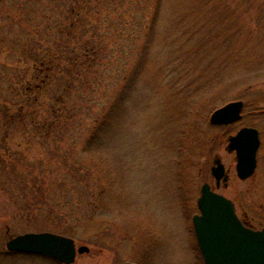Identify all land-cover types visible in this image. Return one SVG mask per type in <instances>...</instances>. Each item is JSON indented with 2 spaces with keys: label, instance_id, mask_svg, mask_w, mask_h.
I'll use <instances>...</instances> for the list:
<instances>
[{
  "label": "rangeland",
  "instance_id": "374dc122",
  "mask_svg": "<svg viewBox=\"0 0 264 264\" xmlns=\"http://www.w3.org/2000/svg\"><path fill=\"white\" fill-rule=\"evenodd\" d=\"M110 1L81 17L72 0H0V264H64L8 250L42 231L90 247L71 264H204L206 182L264 227V0ZM240 99L241 120L210 122ZM244 126L262 143L240 179L227 144Z\"/></svg>",
  "mask_w": 264,
  "mask_h": 264
},
{
  "label": "water",
  "instance_id": "95a60500",
  "mask_svg": "<svg viewBox=\"0 0 264 264\" xmlns=\"http://www.w3.org/2000/svg\"><path fill=\"white\" fill-rule=\"evenodd\" d=\"M243 100L228 102L211 115L214 125H229L242 119ZM261 145L259 129L244 126L228 138V151L236 152V170L240 179L254 175ZM212 174L219 187L228 185L229 169L218 160ZM199 213L193 215L197 243L205 264H264V227L246 225L236 211L235 203L212 189L206 182L197 200ZM7 248L13 252L44 255L71 264L78 253L89 252L88 245L77 246L74 238L50 231L26 232L11 238ZM123 264H137L127 261Z\"/></svg>",
  "mask_w": 264,
  "mask_h": 264
},
{
  "label": "trees",
  "instance_id": "16d2710c",
  "mask_svg": "<svg viewBox=\"0 0 264 264\" xmlns=\"http://www.w3.org/2000/svg\"><path fill=\"white\" fill-rule=\"evenodd\" d=\"M72 1H73V3H72V5H71V7H70V9L68 11H79V14L81 15V17H83V15H85L86 11H103V8L99 7L98 5H91L92 0H72ZM75 1H76V5H78V9H77L76 6L73 5ZM97 1H99V2L105 1V2H108V3L111 2L110 0H97ZM77 14L78 13H76V15ZM79 14H78V16H79ZM72 23H73L74 26H76V22L75 21H73ZM84 48H87V49L83 50L84 53L82 54V56H84V55L87 56V54H90L91 51L93 53L97 52V45L94 46V47L93 46L90 47V45L87 44L86 46H84ZM60 56H61L60 53L58 54V52H57V57H60ZM50 60L51 59H49V61ZM42 61H45V59H43ZM41 66H43L42 63H41ZM49 68L47 70H50ZM42 80H45V78L42 79ZM46 80H47V78H46ZM18 118L21 119V115H19Z\"/></svg>",
  "mask_w": 264,
  "mask_h": 264
}]
</instances>
